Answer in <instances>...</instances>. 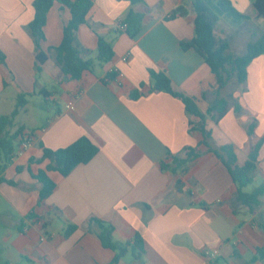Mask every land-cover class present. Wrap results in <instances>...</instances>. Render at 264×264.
<instances>
[{
  "label": "crops",
  "instance_id": "0c3cea01",
  "mask_svg": "<svg viewBox=\"0 0 264 264\" xmlns=\"http://www.w3.org/2000/svg\"><path fill=\"white\" fill-rule=\"evenodd\" d=\"M34 1L0 0V49L6 56L5 63L0 60V99L11 97L10 115L19 94L26 95L28 103L11 132L23 126L32 135L25 149L16 140L15 154L0 174V264H111L116 252L104 247L92 218L111 223L117 242L140 234L146 251L143 264H264L253 260L264 246V232L256 223L264 214V196L255 214L239 202L229 170L201 145L200 119L187 111L181 98L153 90L151 71L165 73L173 90L194 99L204 114L217 96L216 75L203 56L182 46L195 37L192 9L170 18L184 0H94L78 33L86 49L83 56L96 58L99 36H104L115 57L107 64L96 62L93 71L74 80L49 54L62 43L71 19L70 9L59 2L48 14L41 44L49 59L37 71L29 28ZM230 1L249 19L238 18L236 28L222 20L216 33L229 42L230 54L240 56L251 38L263 35L264 18L258 16L254 0ZM131 11L143 15L134 37L118 27ZM127 54L130 60L123 62ZM113 69L125 74L120 84L105 80ZM221 96L229 100L230 109L219 122L206 118L210 143L214 148L232 144L238 164L244 165L253 145L264 137V55L249 66L245 84L231 81ZM254 120L257 125L249 136ZM81 137H88L99 152L65 177L49 171L57 186L40 203L41 184L35 176L49 164L38 162L43 147L58 150ZM187 149L200 155L179 168L174 158L186 159ZM262 184L264 144L255 181L243 190L251 193ZM72 224L78 229L65 237ZM206 248L219 249L220 256L209 260ZM125 257L118 264H140L133 256L130 262Z\"/></svg>",
  "mask_w": 264,
  "mask_h": 264
},
{
  "label": "trees",
  "instance_id": "16d2710c",
  "mask_svg": "<svg viewBox=\"0 0 264 264\" xmlns=\"http://www.w3.org/2000/svg\"><path fill=\"white\" fill-rule=\"evenodd\" d=\"M122 1V0H118ZM136 2L137 0H130ZM55 2L61 3L71 11V19L65 25L63 41L59 46L51 47L49 54L53 55L62 73L71 79L78 80L85 71H93L96 62L100 64L110 63L115 57L113 45L104 36H99L96 58H84L86 49L79 42V29L86 23L87 16L94 5V0H35V18L30 23V31L35 44L36 68L38 72L43 70V65L49 59L42 49V41L45 39L44 27L47 23L48 14ZM254 7L258 16L264 18V0H254ZM189 8L195 13V37L189 42H183V49H195L199 52L207 65L217 78V96L209 105L207 113L204 114L196 101L173 90L170 78L162 72L151 71L153 90L166 91L175 97L183 100L187 111L200 119L198 129L203 135L201 145L205 146L208 152L213 153L229 170L231 177L238 186L237 199L246 205L250 212L255 214V207L260 204L264 196V184L257 187L253 192L248 193L243 189L251 185L259 170V160L261 149L264 144V137L255 143L244 165L238 164V155L232 144L214 148L210 139L212 132L206 128V118L210 117L215 122H219L229 111L230 102L221 96V90L231 81L238 85H243L248 80V69L251 63L261 55H264V35L257 39H252L247 46L246 53L240 56L229 53L230 44L226 39L217 36V26L226 17L249 19L242 15L233 7L230 0H186L183 1L172 13L170 18L185 16L189 13ZM143 15L131 11L126 19L127 31L134 37L142 28ZM0 60L6 62V56L0 49ZM106 82L115 78V73L111 72ZM110 79V80H109ZM28 100L25 94H19L17 103L10 115L0 117V152L4 154V162L0 164V174L6 169L16 150V140L23 141L25 128L19 127L15 132L11 130L15 127V118L26 107ZM236 112L242 109L236 103ZM257 125L254 120L249 126V136H252ZM99 152V148L88 138L81 137L68 147L58 150L43 147V156L38 162L49 161L46 170H40L35 176L41 184L40 203L44 202L56 189L57 183L48 175L49 171H56L65 177L69 175L75 167L80 164L90 162ZM187 158H174V164L182 167L191 160L199 157L197 149H187ZM14 184V182H9ZM31 217V216H30ZM91 223L99 227L98 237L104 247L116 252V256L111 264H118L127 254L131 253L133 258L143 264L145 257V244L142 236L137 234L132 241L117 242L114 240V226L97 218H92ZM256 223L264 232V214L260 213L256 218ZM76 225L68 226L65 237L77 230ZM255 261H264V246L258 248Z\"/></svg>",
  "mask_w": 264,
  "mask_h": 264
},
{
  "label": "built area",
  "instance_id": "2783aa9c",
  "mask_svg": "<svg viewBox=\"0 0 264 264\" xmlns=\"http://www.w3.org/2000/svg\"><path fill=\"white\" fill-rule=\"evenodd\" d=\"M119 30L120 31H126L127 30V23L125 20H120L119 21ZM130 60V54H127L125 56H123L122 61L123 62H128ZM112 72L115 73V78L113 79L114 82H116L117 84H120L124 78H125V74L120 71L119 69H113ZM69 109H74V103L71 102L68 105ZM32 143V135L30 133H26L24 135L23 138V144H22V149L28 148ZM13 158V157H12ZM204 255L211 261L216 260L219 256H220V250L217 248H206L204 251Z\"/></svg>",
  "mask_w": 264,
  "mask_h": 264
},
{
  "label": "rangeland",
  "instance_id": "374dc122",
  "mask_svg": "<svg viewBox=\"0 0 264 264\" xmlns=\"http://www.w3.org/2000/svg\"><path fill=\"white\" fill-rule=\"evenodd\" d=\"M223 22L224 23H228V25L230 26V27H232V28H236L237 27V24H238V22L234 19V18H229V17H225L224 19H223ZM263 25H262V33H263V35H264V22L262 23ZM252 39H256V38H251V40ZM234 51V53H239V50H233ZM235 84V83H234ZM7 94H10V91H7ZM9 98L11 99V97H9V95H8V97H7V101H5V99L4 98H1L0 99V115H7V114H9L10 113V107L11 106H13V104H11L10 102H9ZM0 154H1V156L4 158V154L2 153V152H0ZM249 188H251V185L250 186H248L247 188H246V190H249ZM125 260L127 261V262H130V261H132V256L129 254V255H127L126 257H125Z\"/></svg>",
  "mask_w": 264,
  "mask_h": 264
}]
</instances>
